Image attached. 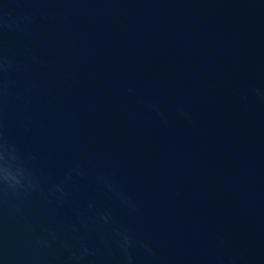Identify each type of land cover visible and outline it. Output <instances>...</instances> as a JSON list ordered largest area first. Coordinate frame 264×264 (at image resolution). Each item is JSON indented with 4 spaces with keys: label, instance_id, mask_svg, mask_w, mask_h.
I'll return each instance as SVG.
<instances>
[{
    "label": "water",
    "instance_id": "95a60500",
    "mask_svg": "<svg viewBox=\"0 0 264 264\" xmlns=\"http://www.w3.org/2000/svg\"><path fill=\"white\" fill-rule=\"evenodd\" d=\"M0 264H264V0H0Z\"/></svg>",
    "mask_w": 264,
    "mask_h": 264
},
{
    "label": "clouds",
    "instance_id": "9594fccd",
    "mask_svg": "<svg viewBox=\"0 0 264 264\" xmlns=\"http://www.w3.org/2000/svg\"><path fill=\"white\" fill-rule=\"evenodd\" d=\"M0 160H3L2 153H0ZM0 172L3 173L5 182H8L10 187L16 186V183H18L16 172L8 163H0Z\"/></svg>",
    "mask_w": 264,
    "mask_h": 264
}]
</instances>
